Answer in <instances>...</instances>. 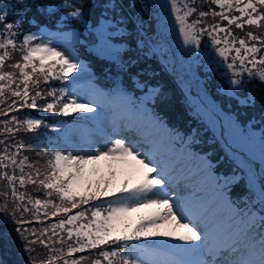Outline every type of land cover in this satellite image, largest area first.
Returning a JSON list of instances; mask_svg holds the SVG:
<instances>
[{"label":"snow or ice","instance_id":"1","mask_svg":"<svg viewBox=\"0 0 264 264\" xmlns=\"http://www.w3.org/2000/svg\"><path fill=\"white\" fill-rule=\"evenodd\" d=\"M17 2L26 4V0ZM180 3L181 0H152L151 4L142 6L141 16L144 15V7L163 9L169 19L165 21L161 17V20L178 26L185 45L199 46L202 36L209 37L215 52L233 77L246 73L247 79L264 81V0H207L208 4L218 6L220 11H200L199 16L211 14L226 21L227 25L212 23L199 29L200 20L188 22V17L196 9L184 3L186 10L181 14ZM130 6L135 7V3ZM56 7H62L74 22L84 18V5L77 0H61L59 6L38 11L51 13ZM108 7L114 10L115 4L109 3ZM233 10L238 15L231 14ZM7 16V7L0 4V117L5 118L0 120L3 126L0 135L4 136L0 139V179L9 185V191H0V195L7 197L10 194L13 201H19L13 204L11 212L15 216L19 211L20 218L15 221L18 225L41 222L42 209L46 210L43 212L45 218L61 214L66 217L41 228L39 234L35 228L16 229L29 245V253L36 251L31 246L37 242L51 253L39 264H82L86 259H90L91 264H264V208L257 219L256 212L237 210L226 196V189L239 182V173L241 179L248 176L249 191L258 193L259 203L264 205V172L257 181L251 175V161L239 158L235 161L236 171L225 178L223 186L219 179L215 181L222 205L230 209L227 227L207 219L204 205L195 194L188 199L174 200L165 191L172 180L164 148L165 141L172 140V134L146 106H138L120 89L105 93L92 88L85 99L77 87L83 78V66L79 60L71 52L65 54L58 50L51 41L39 40L34 33L25 34L21 30L23 21L8 22ZM233 25L240 30L247 25L249 30L237 35L230 27ZM143 26L141 19L140 27ZM90 28V35L94 33V42H97V54L121 61L124 67L121 58L128 48L112 42L113 36L123 37V28L106 19ZM21 36L22 40L18 42ZM78 40L79 37L73 35L68 47L73 48ZM14 53L20 54L18 59H13ZM52 81L63 83L52 86ZM230 83L234 88H242L244 81L233 78ZM42 84L47 87L42 89ZM33 92L34 95L30 94ZM42 93L53 100L40 107L37 98L42 97ZM9 97L13 98L11 103H7ZM249 102L254 104L255 97L249 95L244 103ZM25 108L95 120L98 126L95 134L82 136L79 142L70 144L72 151L48 153L45 150L37 153L51 158L46 161L43 171L27 164L34 169L33 175V172L24 171L28 157L17 159L20 142H7L24 125L29 131H35L42 125L48 127L38 117L13 115L8 118L10 113H20ZM105 109L111 110L110 126ZM88 113L93 115L87 116ZM75 114L80 115L76 117ZM56 130L62 132L65 140L72 139L70 129ZM121 132L129 134L131 139L129 135L121 136ZM12 147L17 151L10 152ZM260 153L264 163V136L260 141ZM202 164L201 170L211 178V164ZM10 168L12 174L7 171ZM17 169L19 175H16ZM118 174L124 179L116 184L114 181ZM17 181L20 186L32 184L37 191L44 190L47 198L29 197L24 203L25 193L17 192ZM74 209L77 211L72 214ZM25 212L31 213L33 219L24 218ZM89 212L90 217L87 216ZM237 217L239 223H236ZM82 220L87 222L78 223ZM201 224L203 231L200 230ZM25 231L28 236L23 235ZM57 244L60 247H56ZM86 251L89 256L66 258ZM29 264H37V261L32 258Z\"/></svg>","mask_w":264,"mask_h":264},{"label":"trees","instance_id":"2","mask_svg":"<svg viewBox=\"0 0 264 264\" xmlns=\"http://www.w3.org/2000/svg\"><path fill=\"white\" fill-rule=\"evenodd\" d=\"M77 2L84 5V18L74 22L72 18L65 14L62 7H56V10L51 13L38 11V9L46 7L59 6L61 0H26L25 5L19 4L17 0H0V4L5 5L11 11L25 9V17L22 19L23 28L29 26H32L34 30L58 28V32L71 31L73 35L78 36L79 40L74 47L83 61L84 72L91 75L94 82L105 91L116 86L136 90L139 96L151 91L149 98L147 97L145 100L168 130L175 133L176 138L180 137L184 141L187 139L185 146L206 156L212 163L214 171L223 175L224 179L231 177L232 173L236 171L234 158L225 149L224 143L216 136L206 120L197 112L196 106L189 102V98L192 100L193 92L195 93L198 88L203 87L205 92L203 94L208 97L210 104L216 106L220 112L242 125L245 128L244 131L257 135L261 141V137L264 136V81H260L258 78L247 79L246 73L241 77H233L231 70L227 69L222 58L216 59L212 51L206 52L210 55L209 57H205V53L203 56L183 53L182 43L176 39L179 30L171 27L173 24L161 20V17L165 21L169 19L163 9L144 7V15L141 16L142 6L151 4L152 0H77ZM160 2H163V0H160ZM109 3L115 4L114 10L108 7ZM132 3H135V7L130 6ZM184 3L196 9L188 17V20L189 23H192V20H200L201 23L197 25L198 29L208 27L212 23H219L221 26L227 25L226 21H221L219 17H213L211 14L207 17L199 16L200 11H209L210 13L211 11H220L218 6L208 4L207 0H181L180 5H178L181 7V14L186 10L183 8ZM68 11H71V9H68ZM231 14L238 15L235 10ZM105 19L123 28V37L113 36L112 42L117 46L128 48V51L123 53L121 58L124 67L121 66V61L105 58L96 52L97 42H94V33L90 35V26L98 25L99 21ZM141 19H143V28L140 27ZM171 19L174 20V16ZM29 21H34V23H29ZM230 27L237 35L249 30L247 25L242 30L235 29L234 25ZM240 38H243V36L241 35ZM20 40H22V36L18 38V42ZM205 43L204 45L208 50L211 44L208 41ZM19 55V53H14L13 59H18ZM171 57L177 61L176 67L169 62ZM181 59L183 62H181ZM129 63L130 67L128 66ZM233 78L242 79L244 81L243 87L234 88L230 83ZM189 81L193 85H189ZM62 83L51 82L52 86H59ZM183 85H188V89L184 90ZM46 87L47 85H41L42 89ZM30 94L34 95V92ZM249 95L255 97L254 104L251 102L244 103ZM12 99V97H9L7 103H11ZM52 100V97L42 93V97L37 98V104L43 107ZM13 115H19L21 118L38 117L48 125L47 128L42 125L35 131H29L27 125H24L12 138L13 140L20 139V149L23 147L25 154L28 155L30 160H33L34 167H38L42 171L46 167V161L51 156L37 155V153H43L45 150L48 153L55 151V142L61 135V132L56 129H62L57 125V121L60 119L81 120L72 116H60L58 113H46L39 108H25L20 113L12 112L8 118ZM75 115L79 117L80 114ZM2 119L5 118L0 117V120ZM86 121L89 122L90 120H83V122ZM12 127L15 126L12 125ZM252 165L257 168L256 163H251ZM8 170L11 171V168ZM27 171L33 172L34 175V169H27ZM16 175H19L18 169ZM237 180L238 183H233L228 187L229 197L238 200L240 203L242 199L244 202L242 206L245 209L248 208L247 211L251 210L259 215L264 205L259 203L258 193L249 191L248 176L245 175L241 179L238 173ZM257 185L259 186L258 183ZM23 188H26L23 191L25 193L24 203H27L29 197L41 200L47 198L44 190L37 191L36 186L32 184H28L27 187ZM0 191H9V187L2 179H0ZM3 197V195H0V209H4L0 211V218H2V221L0 220V264H29L32 258L39 264L40 260L46 259L51 253L39 242L31 246L36 251L29 253L27 250L29 245L21 238L16 229L31 230L35 228L37 234H39L41 228L49 227L51 224L57 223L59 219L66 217L61 214L56 217L49 215L45 218L43 212L46 210L42 209L40 213L41 222L18 225L15 221L20 218L19 211H17L16 217L12 216L14 203L5 201ZM52 199L56 200L57 203L59 202L56 197H52ZM28 206L31 207V205ZM76 211L74 209L72 214ZM23 216L26 219H33L31 213L25 212ZM87 216L90 217V212L87 213ZM86 222V220H82L78 223ZM23 235L28 236V232H23ZM64 235L66 239V233ZM73 242L68 241V243ZM56 247H60V245L57 244ZM81 255L89 256V252L74 253L72 257L66 258L78 259ZM91 255L94 258L95 252ZM82 264H91V261L86 259L82 261Z\"/></svg>","mask_w":264,"mask_h":264},{"label":"rangeland","instance_id":"3","mask_svg":"<svg viewBox=\"0 0 264 264\" xmlns=\"http://www.w3.org/2000/svg\"><path fill=\"white\" fill-rule=\"evenodd\" d=\"M194 20H192L193 22ZM189 22V20H188ZM174 29H178V26H171ZM32 33L36 34L37 37H40L41 30L33 31ZM31 33V34H32ZM175 34V32H174ZM222 35V34H221ZM73 37V33L71 31H65V32H58L55 34H52L50 36L46 37H40L39 40L44 41H51L52 45L57 47L58 50L64 51L65 54H68L69 52L72 53L80 62V64L83 66V61L77 54V51L75 47L69 48L68 42L71 41ZM178 40L182 43V51L183 53H189L193 54L195 56L204 55L205 57H209L210 55L206 52H211L214 54L213 56L216 57V59L219 60L218 54L215 52L214 47L211 45L210 48L207 50L205 42H211L209 41V37H201V44L199 46L197 45H185L183 43V38L180 34L177 35ZM180 43V42H179ZM234 54V53H233ZM182 58V57H180ZM172 65L176 67L177 61L170 58V61ZM181 62L182 59H181ZM183 64V63H182ZM180 69V68H179ZM88 75L84 72V66H83V76ZM189 85H193L191 81L188 82ZM187 83V84H188ZM183 89H188V85H183ZM79 90L80 95L84 96L85 99L88 98V92L90 89H98L99 91L105 92L99 85L94 83L93 81L87 82L85 80H82L79 83ZM203 87L198 88L197 91L193 94V99L191 100L189 98V102L196 106L197 112L201 114L202 118L206 120L207 124L211 127V129L214 131L216 136L222 140L224 143L225 149L228 151V153L234 158L236 161L239 158H244L246 161H251L252 164L256 163L257 168L255 166H251L252 172L251 175L256 179L259 180L261 173L264 171V163L261 162V153H260V139L257 135H254L252 132L244 131L245 128L240 125L238 122H235L230 117H227L225 114L219 111V108L209 103L208 97H206L203 93ZM106 93V92H105ZM151 91L149 93H145L144 95H141V101L137 103L138 106H146L147 110L152 114V116L159 120L161 125L164 127V129L167 130V132L171 133L166 125L163 123V121L159 118L158 115H155L154 112L149 107V104L146 102V98L150 96ZM197 94V95H196ZM143 102V105L141 104ZM105 111L108 113V121L107 124L110 126L111 123V110L105 109ZM89 116H92V113H88ZM57 125L60 126L62 129L67 128L70 129V136L72 137L71 140H65L63 138L62 132L60 137L57 139V142H55V151H72L73 148L70 146V144L74 145L76 142L80 141V138L82 136H88L89 134H95V129L97 128L98 124L95 120H90L89 122H83V120H65L60 119L57 121ZM3 126L1 125V128ZM12 127V125H10ZM244 131V132H243ZM250 133V135L248 134ZM172 134V140L171 141H165V148H164V157L169 162L170 157H173V154H179V159L176 163H170L169 162V172L171 173V184L165 187V191L168 192V195L171 196L174 200H181V199H188L195 194V196L203 203L204 205V211L206 212L207 219L209 220H215L217 222H221L224 224V226H229V215H230V209L224 205H222L219 194L215 198L214 202L207 203V200L205 201V198L208 194L212 193L216 189L215 181L219 179L220 185L224 184V176L221 174H218L214 171L212 163L209 161V159L206 158L202 153L197 152L193 154L191 151V148L186 147L185 151L182 153H178L180 150V147L183 146L180 145V143H177L176 140V134ZM121 136L123 135H129L127 133L121 132ZM161 135H163L161 133ZM1 137V135H0ZM4 136L2 135L1 139H3ZM119 138V137H117ZM129 139H131V136L129 135ZM9 144H15L16 142H20V139L13 140L9 139L7 141ZM11 142V143H10ZM187 142V139L185 143ZM21 143V142H20ZM184 143V144H185ZM2 147V146H1ZM235 148V149H234ZM232 150V151H230ZM234 150V151H233ZM10 152H16V148L12 147L9 149ZM24 156H27L25 154L23 147L18 152L17 159H22ZM236 158V159H235ZM260 161V162H259ZM204 163H210L211 164V178H209L205 173L201 170L203 168ZM27 164H33V160H30L28 157V161L25 165V173H29L27 169H30ZM256 168V169H255ZM9 174H12V170L9 171ZM103 171L106 173L107 169L104 168ZM124 179V176L118 174L114 183L119 184ZM4 181V180H3ZM5 184L9 187L6 181H4ZM18 182V181H17ZM18 185V186H17ZM17 192H23L27 187L28 184H25L24 186H20L19 183L17 184ZM259 187L258 185L256 186ZM215 188V189H214ZM226 196L227 199L231 201L232 205L238 209V205L229 197L228 188L226 189ZM5 198V199H4ZM5 201L11 202V203H19V201H13V198L11 195L7 197H3ZM242 211H247L245 207H243ZM257 213V212H256ZM16 217V215H15ZM257 217L259 215L257 214ZM2 221V218H0ZM236 223H239V217L236 218ZM200 230H204L203 224L200 225ZM173 244L181 243L180 241H170Z\"/></svg>","mask_w":264,"mask_h":264},{"label":"built area","instance_id":"4","mask_svg":"<svg viewBox=\"0 0 264 264\" xmlns=\"http://www.w3.org/2000/svg\"><path fill=\"white\" fill-rule=\"evenodd\" d=\"M7 21L8 22H15V20H8V19H7ZM0 28H2V25H0Z\"/></svg>","mask_w":264,"mask_h":264}]
</instances>
